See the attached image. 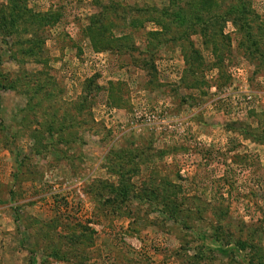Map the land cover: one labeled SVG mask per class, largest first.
<instances>
[{
  "label": "rangeland",
  "instance_id": "rangeland-1",
  "mask_svg": "<svg viewBox=\"0 0 264 264\" xmlns=\"http://www.w3.org/2000/svg\"><path fill=\"white\" fill-rule=\"evenodd\" d=\"M0 264H264V0H0Z\"/></svg>",
  "mask_w": 264,
  "mask_h": 264
},
{
  "label": "trees",
  "instance_id": "trees-1",
  "mask_svg": "<svg viewBox=\"0 0 264 264\" xmlns=\"http://www.w3.org/2000/svg\"><path fill=\"white\" fill-rule=\"evenodd\" d=\"M187 212V211H186ZM174 214L176 215V216H178L179 215V219L181 220V219H183L184 218V214H185V211L184 210H174Z\"/></svg>",
  "mask_w": 264,
  "mask_h": 264
},
{
  "label": "built area",
  "instance_id": "built-area-1",
  "mask_svg": "<svg viewBox=\"0 0 264 264\" xmlns=\"http://www.w3.org/2000/svg\"><path fill=\"white\" fill-rule=\"evenodd\" d=\"M150 115H151V113H149V114H148V113H147V114L145 113L144 116H145L146 118H148V120H151L152 117H151ZM142 116H143V115H141L140 117H142ZM154 117H155V116H154Z\"/></svg>",
  "mask_w": 264,
  "mask_h": 264
}]
</instances>
